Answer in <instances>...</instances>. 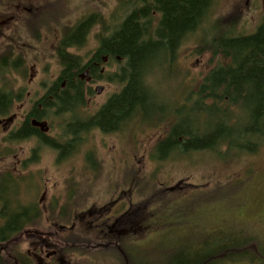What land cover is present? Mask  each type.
Returning <instances> with one entry per match:
<instances>
[{
    "label": "flooded vegetation",
    "instance_id": "obj_1",
    "mask_svg": "<svg viewBox=\"0 0 264 264\" xmlns=\"http://www.w3.org/2000/svg\"><path fill=\"white\" fill-rule=\"evenodd\" d=\"M126 1V7L132 8L123 11L127 17L122 24L112 32L110 26L102 31L100 27L92 43H88L84 41L98 23L96 17L90 18L88 28L82 32L84 35L77 37H74V25L66 38L63 35L66 26L48 29L45 25L46 14H51V10L57 12L59 7L56 6H72L74 0H0V165L4 161L11 165L0 168V176L8 177L0 180L8 185L0 191V210L35 206L43 213L39 229L42 239L34 241V249L27 250L26 259L15 258L14 250H0L9 255L10 264H74L80 256L78 238L92 239L96 241L94 244L113 240L109 246L119 253L128 245L130 257L137 259L140 241L145 235L142 225L147 217L143 218L140 208L143 192L139 188L134 195L131 190L136 185L124 187L114 180L106 189L96 190L93 186L74 189V184H64L53 190L46 183L36 186L35 182L28 181L26 187L22 185L14 190L11 182L15 179L23 182L24 177L15 178L7 173L10 169L22 173L23 165L35 160L32 154L40 145L45 148V154L53 158L52 163L58 170L62 164L70 162L68 181L74 180L75 160L86 162L88 166L91 163L99 178L108 166L115 171L120 163L137 162L143 156L141 148L143 150L144 146L150 147L149 159L171 161L180 155L212 150L211 147L194 149L191 144L192 141L199 144L215 131L216 134L219 131L218 137L211 140L214 143H209L216 149L222 145L223 125L219 120L225 122L221 115L223 110L191 109L189 65L184 61L180 63L181 50L186 48L191 34L190 0ZM249 5L254 25L244 36L255 38L264 28V0H249ZM32 23L38 25L31 26ZM125 26L140 31L139 46L128 43L130 48L141 47L135 69L129 64L128 54L120 51L123 42L116 40L124 33ZM48 30H53L54 34L50 42ZM48 59L55 66L52 74L42 72ZM154 64L160 67L156 68L160 69V76L170 75L168 79L173 77L174 80L169 82L162 77L166 83L161 80L158 87L157 79L148 77L149 72L154 71ZM19 69L22 70L17 71ZM179 86L183 88L182 94ZM203 111L211 113L215 119L213 125L206 126L208 128L195 125V116ZM54 116L67 120L55 122ZM225 124L232 125L227 119ZM2 141L8 142L2 147H7L9 152H3ZM30 143L34 148L28 154L19 152L21 147H16ZM134 171L129 170V174ZM149 202L153 203V197ZM95 205H99L95 211H88ZM117 218L120 224L134 225L130 233L122 229L111 233L115 228L111 225L116 226ZM254 219L264 224V206L256 207ZM4 222L0 217V225ZM26 236L25 230L18 238ZM122 240L126 241L121 246ZM132 247L137 249L130 251ZM134 264L141 263L135 261Z\"/></svg>",
    "mask_w": 264,
    "mask_h": 264
},
{
    "label": "rangeland",
    "instance_id": "obj_2",
    "mask_svg": "<svg viewBox=\"0 0 264 264\" xmlns=\"http://www.w3.org/2000/svg\"><path fill=\"white\" fill-rule=\"evenodd\" d=\"M209 5L208 12L198 23V29L190 34L186 48L180 53V63L184 61L189 65L191 109H194L193 104L197 103L196 96L194 99L193 95L199 91L216 64L222 62L221 58L213 61L212 54L200 51V46H203L206 39H211L212 33L213 35L220 33L217 31L223 27H226L235 37L239 34L248 35L254 25L249 0H210ZM56 7H59L57 12L51 10V14H46L45 19L48 22H45V25L48 29L66 26L63 30L64 38L70 36L73 25L75 30L83 23L89 25L90 18L96 17L98 23L84 41L88 43H92V38L100 27V31L102 28L106 29V26H110V32L115 31L127 17L123 11H126L128 7L132 8L126 7L124 0H74L72 6ZM33 25H38V23H32L31 26ZM52 31H47L49 42L54 37ZM205 46H210V43ZM153 68V73H155H152V69L148 77L154 81L157 79L158 87L161 80L164 84L166 83L162 77L167 79L171 77L170 75L160 76V69H156L160 68L159 66L154 64ZM43 69L44 73L55 72L51 59L47 60ZM173 80V77L168 79L169 82ZM182 90L181 86L178 89L180 94ZM173 92L176 98L177 93L174 88ZM197 101L203 106L211 102L206 99ZM218 107L219 109L224 108L220 103ZM225 108L228 109H222L224 113H221L225 122L227 119L231 122V126H238V129L235 127L233 135H245L244 129L248 126L253 129L252 112L248 114L247 109H238L237 106L231 108L225 105ZM66 120V117L58 119L54 116L55 122ZM194 121L195 125L208 128L206 126L213 125L215 119L211 113L203 111L195 116ZM219 122L222 125L225 124L223 120ZM254 140V133L251 132L243 136L241 140L235 138L230 141L239 146H252ZM5 143L8 142L2 141L1 147ZM16 147H21L19 152L27 154L34 148L32 143ZM108 148L112 149L111 146ZM3 149V152L10 151L7 147ZM148 149H150L148 146H144L143 150L141 148L143 156L139 157L137 162L131 161L128 156L131 162H125V165L124 163L118 164L115 171L108 166L104 175L99 178H96L91 163L88 166L86 162L75 160L74 180L68 181L66 178L71 168L70 162L62 164L58 170V166L54 167L52 163L53 158L45 154V148L40 145L34 150L35 154H32L33 157L36 156L35 160L32 157L34 161L21 162V164L25 163L22 173L10 169L7 174L15 178L26 177L28 181L35 182L36 186L37 183H46L50 189L61 187L64 184H74V189H77V186H93L96 190L100 187L106 189L113 184L114 180L119 181L118 183L124 187L136 185L134 189H131L134 195H137L139 188L142 189L143 199L140 208H142L143 218L147 217V219L142 225L144 228L142 233L145 235L140 241L141 248L138 249V258L130 257L128 245L125 246L127 249L123 253H119L118 249L109 246L110 242H114L113 240L107 239L94 244L95 241L88 239L84 241L88 246L86 248L81 246L85 249L86 256L76 258L74 264H134L135 261L141 264H190L194 260H197L194 264H204L206 256L211 257L215 253L222 255L224 245L230 248L229 252L234 260H223L215 264H264V224L254 219L256 207L264 206V141H259V146L255 150L245 148L228 150L221 145L218 149L212 148L208 152L199 151L198 153L192 152L190 155H180L171 161L149 159ZM127 152H131L130 147H127ZM20 158L25 160L27 156H20ZM13 164L16 165V162L14 161ZM6 166H11L10 162L4 161L0 168ZM157 169L158 172H156ZM129 170L141 172L134 171V174L130 175ZM4 178L5 176H0V180ZM26 182H19L16 188L22 185L26 187ZM7 186L0 182V190ZM19 197L22 201L21 193ZM152 197L153 203H150L149 200ZM98 207L99 205H95L88 211H95ZM86 213L88 212L85 211L84 214ZM119 220L120 218H117L116 226L111 225L115 227L114 232L111 233H118L120 229L125 233H130L134 225L131 226L125 222L120 224ZM39 229L37 227L27 229V236L24 239L21 237L19 239L20 235H18L7 243H0V250L7 248L14 250L15 248L18 252L16 255L19 256L15 258L26 259L27 250L34 249V241L42 239ZM124 241L126 240L120 241L121 246L124 245L122 243ZM136 249L135 247L129 248L133 252ZM2 256L10 264L9 255L5 251Z\"/></svg>",
    "mask_w": 264,
    "mask_h": 264
},
{
    "label": "trees",
    "instance_id": "obj_3",
    "mask_svg": "<svg viewBox=\"0 0 264 264\" xmlns=\"http://www.w3.org/2000/svg\"><path fill=\"white\" fill-rule=\"evenodd\" d=\"M208 3L209 0H190L189 19L191 34L197 30L199 21L206 15V11L209 7ZM84 24L85 23L80 25L77 30H74V37L84 35V33H82L83 30L88 28V25ZM217 32L220 33H217L216 35H213L212 33L211 39H206L203 46H200V51L207 53L210 52L213 61L218 60L217 58H221L222 62L219 64L217 63L218 65L216 64L206 77L204 83H202L199 91H196L197 93L193 95L194 99L196 96L197 102L196 104H193V108L219 109L220 107H218V104L220 103L224 107L222 109H228L225 108V105H228L231 106V108L237 106L238 109H247L248 114L252 112L251 120L254 123V127L251 129L250 126L246 125L248 127H245L244 134H250L251 132L254 133V145L239 146L231 143L230 140L232 139L238 138L241 140L243 139V136L245 137L243 134H237V136L233 135L235 127L238 129L237 125L231 126L228 124L227 127L226 124H224L220 131L222 133L221 138L223 139L222 146H225L228 150H231L232 148L255 150V148L259 146V141H264V28L260 30L258 36L255 38L245 37L240 34L234 37L229 33L230 31L226 27L218 29ZM139 35L140 31L138 28L133 27V29H128V27L125 26L124 33L121 34L119 39H116L117 41L123 42L120 51L126 52L131 58H129V64L133 69H135L137 52L141 47L130 48L128 47V43L139 46L137 44L140 39ZM261 35L263 38H261ZM259 36L261 37L258 39ZM207 43H210V46H205ZM142 49L146 50L145 47H142ZM203 99L211 100L212 103L210 102L207 103L208 105L203 106L197 101ZM251 120L249 119V121ZM218 132L219 131H217V134ZM217 134L215 131L199 144H195V141H192V148L193 145L195 146L194 149L205 150L210 147L211 149L216 148L209 142L214 143L215 141L211 140L218 137ZM3 175L5 176V174ZM5 177L8 178L7 176ZM21 180L23 182H28V178L26 177ZM19 182L20 181L17 179L11 182V184L14 185V190L16 189V184ZM0 191L4 190L1 189ZM0 217H3L6 221L0 225V243L9 242L13 237L21 235L29 228L37 227L39 229L43 224V213L35 206L30 207L29 209L15 208L12 211L4 208L0 210ZM77 240L78 255H80V258H84L86 253L84 251L85 249L81 246L86 245V243L80 238ZM229 249L230 248L224 245L222 248V255L215 253L212 254L211 257L206 256L204 258V264H215L216 262L223 260H234ZM9 250L11 249L9 248ZM14 251V255L17 257L18 255L16 254L18 252L15 248ZM196 261L197 260L191 261L190 264H194ZM0 264H8L6 258L2 256V253H0Z\"/></svg>",
    "mask_w": 264,
    "mask_h": 264
},
{
    "label": "water",
    "instance_id": "obj_4",
    "mask_svg": "<svg viewBox=\"0 0 264 264\" xmlns=\"http://www.w3.org/2000/svg\"><path fill=\"white\" fill-rule=\"evenodd\" d=\"M33 124H35V122Z\"/></svg>",
    "mask_w": 264,
    "mask_h": 264
}]
</instances>
